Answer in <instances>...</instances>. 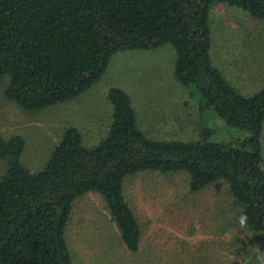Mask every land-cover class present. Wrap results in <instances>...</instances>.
<instances>
[{"label":"trees","instance_id":"obj_1","mask_svg":"<svg viewBox=\"0 0 264 264\" xmlns=\"http://www.w3.org/2000/svg\"><path fill=\"white\" fill-rule=\"evenodd\" d=\"M225 4L264 21V0H0V85L27 111L70 102L94 87L112 57L122 51L170 45L174 75L195 98L201 117L212 110L234 141L212 140L208 127L195 141L149 138L138 125L129 95L108 93L112 121L94 147L75 127L65 130L39 172L21 161L26 141L0 136V264H73L66 241L74 202L103 196L132 253L141 228L124 195L128 177L141 172H186L199 192L226 181L247 215L246 225L264 231V90L242 95L212 59L211 12Z\"/></svg>","mask_w":264,"mask_h":264},{"label":"rangeland","instance_id":"obj_2","mask_svg":"<svg viewBox=\"0 0 264 264\" xmlns=\"http://www.w3.org/2000/svg\"><path fill=\"white\" fill-rule=\"evenodd\" d=\"M210 21L215 66L242 95L264 90V21L225 4L213 6ZM175 58L170 45L118 52L85 94L37 112L6 99V80L0 85V136L22 137V164L39 172L67 128L79 129L88 147L106 137L113 110L108 93L120 88L151 139L195 141L203 126L214 132L212 140L247 137L212 110L201 117L195 98L175 78ZM262 145L264 155V131ZM7 168L0 159V178ZM124 195L140 224L139 252L126 248L105 199L90 192L74 202L66 231L73 264H264V231L239 225L242 210L226 181L193 192L186 172H141L126 179Z\"/></svg>","mask_w":264,"mask_h":264},{"label":"clouds","instance_id":"obj_3","mask_svg":"<svg viewBox=\"0 0 264 264\" xmlns=\"http://www.w3.org/2000/svg\"><path fill=\"white\" fill-rule=\"evenodd\" d=\"M247 215L244 214V213H241L240 216L238 217V222H239V225L243 228L246 226V223H247ZM264 255V254H262Z\"/></svg>","mask_w":264,"mask_h":264}]
</instances>
